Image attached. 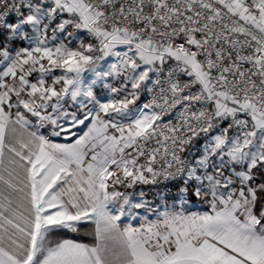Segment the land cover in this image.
<instances>
[{"label":"snow or ice","instance_id":"snow-or-ice-1","mask_svg":"<svg viewBox=\"0 0 264 264\" xmlns=\"http://www.w3.org/2000/svg\"><path fill=\"white\" fill-rule=\"evenodd\" d=\"M0 264H264V0H0Z\"/></svg>","mask_w":264,"mask_h":264},{"label":"trees","instance_id":"trees-1","mask_svg":"<svg viewBox=\"0 0 264 264\" xmlns=\"http://www.w3.org/2000/svg\"><path fill=\"white\" fill-rule=\"evenodd\" d=\"M88 225H84V226H82V232L84 231V230H87L88 229ZM70 236L72 237V238H76V239H78V240H85L86 241V238L81 234V235H78V234H74V233H70Z\"/></svg>","mask_w":264,"mask_h":264},{"label":"rangeland","instance_id":"rangeland-1","mask_svg":"<svg viewBox=\"0 0 264 264\" xmlns=\"http://www.w3.org/2000/svg\"><path fill=\"white\" fill-rule=\"evenodd\" d=\"M58 142V141H57ZM193 210H199V211H203L204 209H203V206H198V208H196V209H193Z\"/></svg>","mask_w":264,"mask_h":264},{"label":"crops","instance_id":"crops-1","mask_svg":"<svg viewBox=\"0 0 264 264\" xmlns=\"http://www.w3.org/2000/svg\"><path fill=\"white\" fill-rule=\"evenodd\" d=\"M58 142H62V141H58ZM68 238H72L71 236H70V234H68ZM72 239H76V238H72ZM78 240V239H77Z\"/></svg>","mask_w":264,"mask_h":264}]
</instances>
